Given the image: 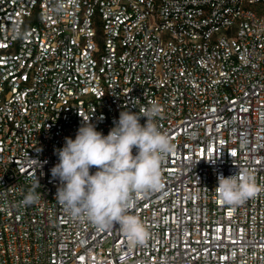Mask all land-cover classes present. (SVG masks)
<instances>
[{
    "label": "built area",
    "instance_id": "2783aa9c",
    "mask_svg": "<svg viewBox=\"0 0 264 264\" xmlns=\"http://www.w3.org/2000/svg\"><path fill=\"white\" fill-rule=\"evenodd\" d=\"M153 101L175 151L141 245L73 220L50 169L83 119L107 135ZM238 167L261 191L225 205ZM0 264H264V0H0Z\"/></svg>",
    "mask_w": 264,
    "mask_h": 264
},
{
    "label": "clouds",
    "instance_id": "9594fccd",
    "mask_svg": "<svg viewBox=\"0 0 264 264\" xmlns=\"http://www.w3.org/2000/svg\"><path fill=\"white\" fill-rule=\"evenodd\" d=\"M124 108L107 135L97 131L90 119H83L75 139L65 137L63 147L54 150L59 162L50 172L59 181L55 201L73 220L88 222L101 231L119 226L133 244L142 245L148 233L132 210L140 194L161 187L162 164L175 145L156 123L161 115L157 102L146 105L142 112H133L127 105ZM142 117L146 118L143 125ZM217 179L215 193L225 205L243 204L261 191L248 168L238 167L235 174H221ZM38 199L33 187L20 205L31 206Z\"/></svg>",
    "mask_w": 264,
    "mask_h": 264
}]
</instances>
